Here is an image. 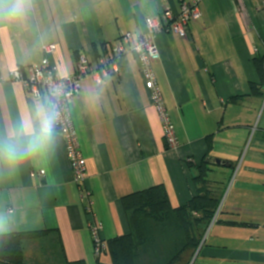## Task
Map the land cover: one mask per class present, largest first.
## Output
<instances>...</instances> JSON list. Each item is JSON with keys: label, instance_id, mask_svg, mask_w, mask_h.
Wrapping results in <instances>:
<instances>
[{"label": "crops", "instance_id": "0c3cea01", "mask_svg": "<svg viewBox=\"0 0 264 264\" xmlns=\"http://www.w3.org/2000/svg\"><path fill=\"white\" fill-rule=\"evenodd\" d=\"M166 7L181 11L179 0H32L23 17L0 20V135L48 100L12 79L16 69L41 63L44 45H57L49 59L61 75L75 73L81 55L97 72L82 80L70 105L94 217L57 124L46 151L14 166L0 163V234L42 233L22 242L25 264H112L108 252L95 253L94 218L108 243L131 231L125 195L164 184L174 207L186 205L204 160L215 196L223 193L220 175L236 170V177L193 264H264V74L257 65L264 58V0H202L188 37L156 34L160 58L153 69L175 126V148L165 141L137 55L99 69L100 57L112 55L124 33L146 35L147 19ZM40 170L45 174L35 176Z\"/></svg>", "mask_w": 264, "mask_h": 264}, {"label": "built area", "instance_id": "2783aa9c", "mask_svg": "<svg viewBox=\"0 0 264 264\" xmlns=\"http://www.w3.org/2000/svg\"><path fill=\"white\" fill-rule=\"evenodd\" d=\"M179 1L181 4L179 14H174L169 7H166L162 14L147 19L148 32L146 35L135 37L131 32L124 33L121 42L113 47L117 59L130 52L137 55L146 78V85L151 92L153 104L162 121L165 141L169 148H175L178 145V139L153 69L154 62L160 58L155 36L158 32L167 30L186 38L188 37L187 28L190 22L201 17L200 3L202 0ZM42 49L44 57L41 63L28 66L26 71L21 68L16 69L12 73V79L20 81L34 98L47 95L49 100L55 95L61 113L57 126L64 137L74 180L82 187V197L88 200L86 212L94 217L92 191L85 186L88 178L87 159L81 149L79 135L71 116L70 105L80 95L82 80L89 75H96L97 72L92 69L87 57L81 55L78 58L75 73L63 76L59 73L58 67L49 59V56L57 50V45L55 43L46 44ZM117 59L113 60L110 56L100 57L99 69L107 71L110 67H116ZM97 80L98 83H101L100 77ZM44 174V170L34 173L35 176ZM89 227L94 241L95 253L100 255L106 249V242L101 236L102 224L94 218Z\"/></svg>", "mask_w": 264, "mask_h": 264}, {"label": "trees", "instance_id": "16d2710c", "mask_svg": "<svg viewBox=\"0 0 264 264\" xmlns=\"http://www.w3.org/2000/svg\"><path fill=\"white\" fill-rule=\"evenodd\" d=\"M122 36L120 38L121 42ZM105 52L109 53L107 44H103ZM109 46V45H108ZM114 47V46H113ZM109 55V54H108ZM113 60L117 55L112 48ZM258 68L264 74V58L257 61ZM209 143L211 139L208 138ZM199 173L194 177L197 187L196 195L186 204L174 207L170 201L164 184H157L142 191L122 197V205L131 228L130 233L113 238L106 243V249L112 259V264H143L141 254H148L149 261L145 264H187L195 256L206 231L215 219L219 209L220 197L215 196L209 188L208 179L210 167L205 160L198 166ZM174 219L184 234V244L176 248L165 249L163 252H173L163 261H157V251H162L154 236L159 229L152 227L167 224ZM157 230V231H156ZM41 232H12L0 234V262L5 264H25L22 242L26 239L41 236ZM207 238V237H206ZM205 238V241H206ZM205 243V242H204ZM159 244V245H158ZM161 249H159V248ZM156 255L151 256L150 252ZM189 256L184 261L185 253ZM156 261H151L154 259ZM76 264H85L78 261Z\"/></svg>", "mask_w": 264, "mask_h": 264}, {"label": "clouds", "instance_id": "9594fccd", "mask_svg": "<svg viewBox=\"0 0 264 264\" xmlns=\"http://www.w3.org/2000/svg\"><path fill=\"white\" fill-rule=\"evenodd\" d=\"M31 4L32 0H0V20L23 17ZM60 115L55 95L38 103L15 127L0 135V163L14 166L46 151L55 142Z\"/></svg>", "mask_w": 264, "mask_h": 264}, {"label": "rangeland", "instance_id": "374dc122", "mask_svg": "<svg viewBox=\"0 0 264 264\" xmlns=\"http://www.w3.org/2000/svg\"><path fill=\"white\" fill-rule=\"evenodd\" d=\"M220 177L221 178L219 180L222 181L221 185H222V192L223 193H222V196L220 197L219 209L217 210V212L215 214L216 219H214V220L216 222H218V219H219V217L222 214V209L225 207L227 197H228V195L230 193L231 187H232L233 182H234L235 177H236V170H234V171L231 170L230 171V175L228 177L225 176V175H220ZM210 227L206 231V233H205V235L203 237V240H202L197 252L195 253V256L192 258L190 264H193L195 262V260L198 259L200 251H201L202 247L205 244L204 243L205 242V238L209 237L208 234L210 233ZM152 228L154 230L155 229H159L158 231L156 230L159 235L156 234L154 236V238H155L156 242L160 244V245L159 244L158 245L160 246L162 251H157V253H156L157 255L155 254L154 251H153V253H152V251L150 252L151 256H154V255H156L155 257L158 256L157 261L161 262L166 257L168 258L169 256H171L173 254V252H170V253L163 252L167 247H168L167 249H170V247L173 248V246L176 245V248L177 247L179 248V246L184 244V241H185L184 234H183L182 230L179 229V226L176 224V221L174 219L169 221L167 224L158 225V226H155V227L153 226ZM148 255H149V253L146 254V255L141 254V259L140 260H141V262L143 264H145V261H149ZM188 256H189V253L186 252L185 253V257L183 256L181 261L183 260V263H184V261L188 258ZM151 261H153V262L156 261V258H155V260L151 259Z\"/></svg>", "mask_w": 264, "mask_h": 264}, {"label": "water", "instance_id": "95a60500", "mask_svg": "<svg viewBox=\"0 0 264 264\" xmlns=\"http://www.w3.org/2000/svg\"><path fill=\"white\" fill-rule=\"evenodd\" d=\"M209 162H210V160H209ZM211 162L217 163V164H219V165H225V166H228V163H226V162H224V161H222V160H220V159H212Z\"/></svg>", "mask_w": 264, "mask_h": 264}]
</instances>
